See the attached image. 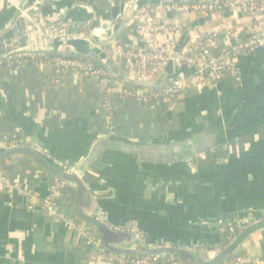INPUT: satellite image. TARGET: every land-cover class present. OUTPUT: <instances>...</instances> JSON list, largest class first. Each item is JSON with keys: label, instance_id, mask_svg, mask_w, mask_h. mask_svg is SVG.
<instances>
[{"label": "crops", "instance_id": "obj_1", "mask_svg": "<svg viewBox=\"0 0 264 264\" xmlns=\"http://www.w3.org/2000/svg\"><path fill=\"white\" fill-rule=\"evenodd\" d=\"M47 1L33 0L35 7L29 12L44 31L55 28L53 25L66 16ZM131 1L95 0L94 22L100 35L99 26L110 25L115 19V42L138 49L145 37L134 32L132 23L120 26L122 8ZM153 1L156 5L202 0ZM6 5L0 0V20L8 17L6 23L0 21V27L11 17ZM37 5L44 9L42 23ZM88 11L85 7L74 9L64 25L77 30L86 22L90 24ZM164 18L186 22L173 53L220 23L231 21L240 30L246 26L243 15L230 10L192 19L177 14ZM26 24L22 20L11 34L16 31L20 36ZM55 43L44 47L56 50ZM75 49L87 51L81 42ZM102 62L129 80L137 73L136 68L128 70L116 59L103 57ZM236 69L216 88L193 87L172 101L150 107L113 95L115 113L108 122L101 113L92 78L72 73L61 77L33 58L4 66L0 68V146L15 137L22 146L46 152L66 167H77L86 156L98 154L83 175L90 191L84 201L96 202L113 226H135L142 230L144 239L161 243L220 250L230 243L226 230L230 218L236 223L238 213H264V47L239 58ZM189 73L185 68L171 69L165 78L178 74L188 77ZM150 77L153 83L159 76L150 73ZM217 125L225 134L224 142L188 163L182 161L187 149L197 143L196 136ZM113 132L146 148L164 146L165 154L171 152L169 147L176 152L185 140H193L187 142L188 147L180 145L178 160L171 163L154 149L138 158L125 151H98V141ZM1 168L9 188L0 186V264H112L109 259L114 254L104 256L94 230L74 215V189L72 198L61 194L58 199L60 214L77 223L78 229L71 230L46 211L28 210L26 206L23 193L37 200L45 198L53 177L23 156L11 158ZM86 232L95 242L83 237ZM244 253L264 264V231L251 237Z\"/></svg>", "mask_w": 264, "mask_h": 264}, {"label": "built area", "instance_id": "obj_2", "mask_svg": "<svg viewBox=\"0 0 264 264\" xmlns=\"http://www.w3.org/2000/svg\"><path fill=\"white\" fill-rule=\"evenodd\" d=\"M7 3L6 8H17L21 0H1ZM131 2L125 5L124 11L130 8ZM230 10L234 14L241 13L246 26L240 30L234 26L231 21L220 23L206 35L196 38L188 46L179 53H175L176 57L172 58L173 51L177 47L178 38L181 37L186 22L174 19H166L165 15L177 14L192 19L207 14L221 13ZM23 18L27 19L26 26L20 36L18 33L13 38L4 41L0 45V68L3 66L18 64L22 58L35 57L36 52L49 50L44 46L51 42L59 44L56 50L62 51L63 42L66 43H84L90 45L87 35L89 22H86L79 29H71L70 25L56 27L50 30H42L37 20L32 17L29 12L23 14ZM122 19V18H121ZM134 32L145 37V42L141 48L134 49L114 42L104 48L94 47L98 54L106 59H116L124 68L130 70L136 68L137 73L131 79L137 83H151L149 79L150 73L155 76H162V72L172 63L173 71L183 68L190 71L189 76L178 74L175 77H167L160 84V89L154 93L146 94V91L135 90L127 91L125 87L113 82L109 86V81L98 82L97 88L99 95L105 94V104L101 108L112 105L111 97L113 95L120 96L122 99H133L134 101L147 105L150 102L154 104L172 101L190 88H216L219 83L234 75L237 71V61L244 55H247L259 48L264 47V0H202L199 2L188 1H162L156 5H147L142 7L132 18L131 22ZM111 28H109L110 33ZM107 32V30H106ZM101 29L99 34H104ZM37 34L40 49L35 47L34 35ZM98 35V36H100ZM24 40V42H23ZM224 46L220 53H216L218 46ZM45 48V49H43ZM41 55V54H40ZM41 67H51L61 77L66 74H74L79 76H89L99 74L94 71L92 66L87 63H81L77 60L54 59L51 62L41 61ZM158 77V78H159ZM94 79V78H93ZM153 104V105H154ZM108 122L110 117L105 118ZM17 146L15 137L7 139L4 148H12ZM76 166L66 167L69 174L76 173ZM0 186L8 189L7 180L0 168ZM67 184L56 180L48 187L47 196L41 200L35 199L30 193H23L28 210L40 208L54 217L57 221H61L64 226L71 230L78 229L77 223L70 216L60 214L58 207V199L61 190ZM83 237L89 241L95 242L89 232L83 233ZM96 260V258H94ZM112 264H162L159 257H130L123 254H117L110 257ZM257 259L247 255L237 256L231 260L224 261L220 264H259ZM177 264V263H172Z\"/></svg>", "mask_w": 264, "mask_h": 264}, {"label": "water", "instance_id": "obj_3", "mask_svg": "<svg viewBox=\"0 0 264 264\" xmlns=\"http://www.w3.org/2000/svg\"><path fill=\"white\" fill-rule=\"evenodd\" d=\"M41 1L44 2L47 0H40V2ZM94 2L95 0H71V2L47 1V5L60 8L66 14L64 19H61L59 22L53 25L55 28L69 23L68 17L70 16L71 11L74 9H82L85 7L89 10L88 13L90 14L91 23L87 29V35L91 43L90 45L85 44L87 51L82 52L76 50L75 48H77V43L63 42L62 46L71 47L73 52L86 55L98 67L107 73L112 80L124 86L136 84L141 87L148 88L155 86L157 87L160 85L165 79V74H167V72L173 68L172 63L168 65L164 75L159 77L153 83H137L133 80L123 77V75H116L105 66V64L102 62L103 56L98 54V52L94 50V47L97 46L99 48H104L112 45L115 42L116 38L118 37V33L115 32V25L112 23H115L116 20L112 19L110 25L106 23V25L99 26V29H103L105 33L98 36L96 34L98 25L94 22V18L97 13ZM153 4H155L153 0H132L130 8L127 11L123 10V17L120 21V26H127L128 23L131 22L133 16L142 7ZM34 7L33 0H21L18 3L17 8L11 7L7 9V12H10L11 17L8 19V24L6 26L0 27V45L4 41L11 39V37L17 33L15 31L11 34V31L14 30L16 24L22 22V20L25 23L28 21L27 19L23 18V14L30 12ZM36 8L37 17L42 23L43 20L41 17L44 9L41 7V5H37ZM7 18L8 17L5 16L1 18L0 21L2 23H6ZM109 28H111L110 33ZM34 41L35 47L40 49L41 44L39 43L37 34L34 35ZM57 46H59L58 43ZM62 51L67 52L68 50L65 48ZM175 57L176 54L173 53L172 58ZM213 128L214 126H211L209 129H206L204 132L196 136L198 139L197 143L193 142V146L190 149H187V156L184 155L182 157V161L188 163L191 158L209 150L210 148H213L217 145L219 146L224 142V140L221 139H223L222 137H224L225 134H223L224 136L222 135L221 129H218L219 126L217 125V128ZM192 140L193 139H190L189 141L185 140L182 144H180L181 147L187 146V142H191ZM180 145L177 146L178 150L176 152H173L169 147L168 150L170 149L169 151L171 152L165 154L164 150L162 151V149L167 148L164 146H150L146 148V146L143 144L131 143L126 139L120 138L115 132H113L98 141L97 149L98 151H125L133 156L135 155L137 158L139 155L149 153L150 150L154 149L156 151L155 154L159 153V155L161 154L166 156V159L172 163L178 160L177 153L181 152ZM22 156L28 157L51 177L67 184L75 190V198L73 203L74 207H76V210L74 211V215L94 230L98 237L99 245H101L104 250L103 255L106 257L110 254H123L134 257L158 256L177 260L179 264H220L226 261V259L237 257L244 251L245 245L250 241L251 237L264 231V213L249 212L247 214L238 213L234 219L239 220V222L237 221L236 223H233L231 218L228 220L231 222V224L227 226L226 230L231 236L229 241L230 243L220 250H208L206 247L197 245L185 247L183 245H174L168 242L161 243L156 240H149L147 238L144 239L142 236V230L140 228H136L132 225H122L120 228L115 227L106 219L105 212L100 209L96 202L92 200L84 201V198L88 196L90 191L83 179V175L91 163L98 158V154L86 156V158H84L77 166L76 173L69 174L66 171L65 165L55 161L46 152H41L31 148V146H16L12 148H4L3 146H0V161Z\"/></svg>", "mask_w": 264, "mask_h": 264}, {"label": "trees", "instance_id": "obj_4", "mask_svg": "<svg viewBox=\"0 0 264 264\" xmlns=\"http://www.w3.org/2000/svg\"><path fill=\"white\" fill-rule=\"evenodd\" d=\"M189 2V1H188ZM193 2V1H192ZM224 48H222V46H219L217 49H216V53H220ZM35 54V57H33V59H35V61H37L38 63H41V61H46V62H51L53 61L54 59H67V60H77V61H80L81 63H87V64H90L93 68L94 71L98 72L99 74L97 75H94V77L92 75H89L87 77L89 78H94V82L96 84H98V82L100 81H105V80H108L110 83H109V86H112V83L115 82L114 80L111 79V77L105 73L100 67H98L91 59H89V57H87L86 55H81V54H78L76 52H72V51H67V52H63V51H58V50H55V49H49V50H43V51H38ZM41 54V55H40ZM30 59V57H26V58H22L21 60L18 61V64H20V62L22 63L24 60H28ZM32 59V58H31ZM4 67V66H3ZM3 67H1V69H3ZM69 74V73H68ZM67 76V74L65 75ZM152 78L150 77L149 75V79ZM124 86V85H123ZM125 89L129 92L131 91H135V90H143V91H146V94H150V93H154L156 92L158 89H160V85H158L157 87H148V88H145V87H141L139 85H127V86H124ZM133 100V99H132ZM105 101H106V98H105V94L102 93V95L100 96L99 95V102H100V105H106L105 104ZM154 104V102H150L149 104H147L146 106L150 107ZM101 113L102 115L104 116V118H106L107 116L110 117V121L112 122V118L114 116V113H115V108H114V105H109L108 107L105 106V108H101ZM112 119V120H111ZM18 146H22V144L18 141L17 143ZM24 158H28V157H25L23 156ZM11 161V159L9 160H4V161H0V168L1 167H5V165L9 164V162ZM55 181V178H51V182L49 183V186ZM61 194L62 195H65V194H68L71 198H72V195H73V188H71L70 186H66L64 189L61 190ZM71 198H70V201H71ZM113 255V254H112ZM245 255L244 251L239 254L238 256H243ZM114 256V255H113ZM130 257H134V256H130ZM134 258H137V257H134ZM232 258H229V259H226V261L228 260H231ZM159 260H160V263L162 264H172V263H178L177 260H170V258H162V257H159ZM179 264V263H178Z\"/></svg>", "mask_w": 264, "mask_h": 264}, {"label": "rangeland", "instance_id": "obj_5", "mask_svg": "<svg viewBox=\"0 0 264 264\" xmlns=\"http://www.w3.org/2000/svg\"><path fill=\"white\" fill-rule=\"evenodd\" d=\"M123 9V8H122Z\"/></svg>", "mask_w": 264, "mask_h": 264}]
</instances>
